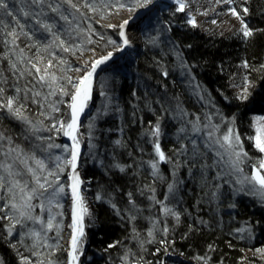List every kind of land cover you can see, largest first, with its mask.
<instances>
[{"label":"trees","instance_id":"16d2710c","mask_svg":"<svg viewBox=\"0 0 264 264\" xmlns=\"http://www.w3.org/2000/svg\"><path fill=\"white\" fill-rule=\"evenodd\" d=\"M59 1L63 8L70 7L66 0ZM73 2L80 7V11L74 9V12L85 27L80 26L81 30L76 33L73 26L68 29L73 15H67L66 22L62 19V26L66 25L63 37L56 39L51 32L49 38L51 56L44 52L46 43L29 34L19 35L13 42L8 33L19 30L18 22L13 15L0 14V88L3 89L0 93V129L11 144L28 155L32 169L39 170L40 174L55 167L50 149L58 144L63 155L59 164L64 169L63 183L68 169L64 161L69 152L57 128L73 90L68 74L75 70L76 58L85 51L107 52L118 45L119 32L106 30L97 21L123 10L105 7V4H115L116 0H92L96 12L84 7V0ZM232 6L241 13L253 31L252 36L244 37L240 28L229 32L203 31L190 24L187 14L177 11L175 5L159 7L155 13L166 26L176 48L191 63L206 99L213 104V114L231 119L248 154L253 155L252 117L264 114V0H234ZM245 7L247 13L243 12ZM150 27L142 31L146 51L153 48L150 34L153 26ZM60 40L64 41L63 45ZM64 48L69 50L64 51ZM57 55L63 62H58ZM39 56H42L40 60L44 56L45 61H52L48 71L37 73L30 66L31 62H40ZM26 59V62L22 61ZM154 65L153 55L148 52L136 63L126 64L127 69L113 80V93L119 101H114L110 114L95 123L98 129L94 133L97 154L95 160L90 154L85 155L82 171L90 180L87 191L95 202L96 221L90 226L86 222L88 227L81 239L85 247L79 248L80 264H164L170 252L180 253L195 264H264V255L257 252V249H264V210L254 201L232 199L230 204H222L213 210L204 204L211 200L208 189L196 192L192 187L181 193V201L175 205L167 196L171 183L165 173L166 167L162 166L159 174L153 173L151 163L156 158V143L161 144L165 152L176 150L172 139L177 129L171 123L173 113L170 111L174 105L178 107L176 100L184 102L186 98L178 80H171L170 73L164 78L159 67L157 70ZM126 71H130L129 74ZM41 75L45 76L44 81L39 79ZM241 77L251 82L247 100L239 99L236 81ZM51 80L55 83L52 84ZM63 86L68 87V91L64 90L68 95L60 91ZM9 97L15 98L14 108L23 105L21 113L27 120L17 118L3 107ZM54 124L56 128L52 127ZM157 125L160 131L164 127L159 137L153 135ZM88 126L89 123L83 125V132L87 135ZM37 160L43 161L45 167L40 168ZM190 164L187 159L186 171L182 168L180 172L182 179L192 169ZM55 169L59 171L57 166ZM203 180V175L197 178L199 183ZM230 194L227 198L231 197ZM165 209L171 210L175 217ZM219 209L222 214L217 215ZM4 217L0 206L2 264H24V257L30 264L65 263L61 231L54 252L48 248L43 253L33 248L28 252L17 237L8 235L9 221ZM228 220L232 222L230 225ZM241 226L255 229L251 234ZM50 237L56 238L55 230L50 231ZM248 249L255 252L249 255Z\"/></svg>","mask_w":264,"mask_h":264},{"label":"rangeland","instance_id":"374dc122","mask_svg":"<svg viewBox=\"0 0 264 264\" xmlns=\"http://www.w3.org/2000/svg\"><path fill=\"white\" fill-rule=\"evenodd\" d=\"M8 2L9 9L11 10L15 20L18 22L17 28L19 30H14L20 36H25L22 34H29L30 36L37 38L41 42L43 41L44 43H46L44 44L46 45L44 47V52L49 56H51L50 54L52 52V48L50 46L51 43L49 41L50 36H52L51 32L55 33L56 37L62 38V33H64V28H66V25L62 26L61 15H73V18H71L72 24L69 22L70 28L68 29H72L74 27V31L76 30L75 32L79 33V31L81 30V28L79 27H85L82 25L83 21L76 16L74 9L71 10L70 7L63 8V4L59 0H44L43 3H33V0H8ZM122 2L131 5L134 3V0H123ZM57 4H59V11L53 12L52 8L56 7ZM170 5H175L178 8L177 4ZM230 8H233L232 4L218 3L217 0H209L204 11H200L196 6H190L185 7L183 13L185 12L187 14L189 20H192L194 18L196 24L195 27H199L203 31L229 32L233 29L241 28L240 20L231 15L229 11ZM139 9H137V11ZM156 9L157 7L153 9L149 14L141 17V21L139 24L140 27L143 26L142 29H147L148 27L153 26V31L150 33L152 34L151 40L153 42V48H148V50L146 51V41L144 40L143 35L144 33L142 32V30H140L142 36L141 46L133 52L132 56L126 57L125 64L122 65V69H117V67L116 69H114V66L113 68H110L108 72H100L96 79L94 78L97 71L95 70V72L93 73L91 93L89 95V98L85 102L86 106L83 108V113L85 115L88 114L84 124L89 123V135L83 132L82 126L80 129L81 132L78 135L79 146L87 147L84 154H90L92 160H95L97 147L96 140H94V133L98 130H96L97 126L95 127V123L100 122L101 118L105 114H110L115 102L119 101V98H116L113 93V91H115L113 80L116 76H119L120 73H123V71L127 69L125 68L126 64L128 65V63L130 62L131 64L136 63V61H138L141 56H144L145 53L148 52L149 54L153 55L154 58L155 65L153 68H157L158 70L159 67V70L163 73L164 78H166L170 73L171 80H173V78L178 80V84L181 90L184 92V96L186 97L184 102H177L176 100L175 103H178V107L174 105L175 108L173 107L170 111L171 113H173L171 116V123L177 129V132L175 133L176 135L173 136L172 139L173 144L176 143V150L165 152L161 144H159L167 159L161 161L155 151L156 158L155 161L151 163L152 165H156L155 169L153 167L151 168L154 171L153 173L155 174H159V172L161 173L162 166L166 167L165 173L169 175L166 176L169 183H171V191L168 187L167 192L170 203L172 202L173 204L177 205L179 201H181V193L184 190L186 191L188 188L193 187L196 192H198L199 190L201 191L203 189H208V195H211V200L210 202L205 201L204 204L206 203V205L211 207V209L213 210L215 209V207H217L218 209V207L222 204H230L232 199L240 198L246 199L249 202L254 201L258 207L264 210V189H261L259 184L250 183L248 179L253 176V171L258 167L261 160H264V153H261L254 146L255 154H248L244 142L240 138L237 130H235L232 125L231 119H229V117H224L225 115L223 116L220 114H213V104L209 103L206 99L205 92L198 82L191 63L189 62V60H186L184 58L181 51H179V49L176 48L175 43L172 42L170 34H168L167 32L166 26L162 22L159 15L155 13ZM2 12L3 11H0V14ZM125 12L127 11L122 10L120 13L122 14ZM26 13L27 15H25ZM120 13H116L115 15L109 18H105L104 20L100 19L97 22L102 28L106 30L110 29L120 32V29L118 27H107L108 24H113L110 20H117L118 18H120ZM213 20L216 21L215 24L212 23ZM37 21H39V23H37ZM80 21L82 22L80 23ZM74 23L76 24V26L74 25ZM45 24L52 26V31L50 33L43 27ZM87 30L88 28L86 29V32ZM36 34H39V36L37 37ZM44 35H47L46 39L42 38ZM121 41L122 37L118 45L114 48L115 52L111 53L112 55L118 54L119 51L117 50V48L120 47ZM59 49L61 50V48ZM102 53L106 52H99L96 49H90L76 58V68L68 74V80L69 78H71V82L69 81V83H71V86L73 85V83L78 82L80 78L90 70V67L85 68V65L90 64L92 60L98 58V56H101ZM25 56L28 58L27 54H25ZM34 57L36 58V56ZM41 57L39 56V60L41 59ZM56 57L58 58V62L62 61V58L60 56L57 55ZM45 59L46 58L43 56V59L40 60L39 63L31 62L30 66L33 67L34 64H37V66L40 67L42 71H45V69L46 71H48V61H45ZM22 61L26 62L27 59ZM105 65L106 64L102 65V67H105ZM26 66H28V63L27 65H25V67ZM77 69H79V71ZM126 72L127 74H129L130 71ZM249 81L250 79L242 77L238 79V82L236 81L237 89L239 90L238 92L240 94L242 89L245 87H247L248 93L250 92L249 89L251 87V82ZM51 82L52 84L55 83V81L53 80H51ZM62 88L65 91H68V87L65 86L64 88L63 86ZM72 89V92H74L75 89L73 88V86ZM95 96H97V100H95ZM64 116L65 114L63 115V118ZM261 117H264V114L255 115L252 117V127L254 133L253 138L257 134V127L259 126V124L264 123L262 121H259L258 118ZM69 119L70 117L69 115H67V118H64L61 121L67 123ZM159 123L160 125H162L161 120ZM163 128H161L158 137L162 136ZM229 129H232L234 135H238L239 137L240 143L238 146H236L235 151L247 154L246 156L241 155L238 164H233L232 162L235 159L234 155H232L228 151H225L224 148H220V143H224L222 139L223 135L226 134ZM58 132L60 137L63 139V142H65L68 136H65L63 134V131ZM209 132L213 133L211 137H209L208 135ZM84 140L86 142H84ZM217 140H219L220 143H217ZM253 142L255 145L254 139ZM55 145L52 147V149H50L51 152H48L52 153V163L56 167L57 164H61L63 155L61 153V149L57 147L58 144ZM217 153L220 154L218 155ZM49 156L50 155H48L47 157ZM57 157H60L59 161L56 159ZM67 159H70V155ZM187 159L191 162L190 166L192 165V169L186 172L184 179H182L180 172H182V168L183 171H186L185 166L187 164ZM31 163L32 162L30 161L28 155H26V153L22 149H19L11 144L10 139H8L7 135L0 129V165H12V175H9L8 171H6L3 167H0V176L4 178L5 185L4 188H0V206L4 210V218H7V220L9 221V225L6 224V231H8L9 236L17 237L19 243L28 252L31 251V248H33L34 251L41 250L42 253L45 248H48L49 250L52 249L53 252L58 248V236L60 234L59 231H61V245L64 247V250L66 252L65 242L67 243V241L65 240V229L67 228V226L69 228L70 225L68 223V176L70 174V166L67 165L68 169L66 173L67 178L65 183H63L62 180L64 171H57L55 167H51V169H48L47 172L44 171L40 174L38 173L39 170L34 169L36 174L41 177V182H44V177H47L48 181L53 184V187H49L47 192H44L43 195L37 194L33 196V199L30 201V203L33 206L31 209V215L34 219L30 220L26 217H22L20 215L19 209L12 208V204H23L24 201L22 197L26 195L29 189L36 186L32 172L29 171V168L32 169ZM48 171L56 173L59 177L58 181L56 180L55 176H47ZM200 175L204 176V180L202 183L197 182V178ZM16 181H19V186H16ZM60 185L64 186L63 193H58L55 191V189ZM8 187L12 188L11 192L7 190ZM20 187H25L24 193L20 192ZM87 190L88 185L86 189V192L88 194ZM229 192H231L232 195L230 194L231 197L227 198V194ZM91 200L95 205L94 200ZM83 204L87 208V213L84 215L83 219L94 222L96 220L94 212L88 210V205L90 204H88L87 200L85 199H83ZM217 211V215L218 213H221L220 209ZM171 216L173 218L175 217L172 212ZM8 217H11V219H9ZM50 217L53 218V227L51 229L47 227V221ZM41 220L44 221L43 224L40 222ZM231 223L232 222L228 220L227 224L230 225ZM241 227L242 230L246 232L248 231V233L251 234L255 229L252 227ZM52 229L53 231L55 230V239H53V237H50V231ZM35 233H40V236L36 237L34 235ZM82 238L83 237H81L79 240V248H81V250L85 247L84 242L81 241ZM254 252L255 251L248 249L247 254L251 255ZM176 255L183 256L180 253L170 252L164 264H171V261ZM79 260L80 259H78V264H80ZM0 264H2L1 260ZM52 264L55 263L52 262Z\"/></svg>","mask_w":264,"mask_h":264},{"label":"snow or ice","instance_id":"6c2138e0","mask_svg":"<svg viewBox=\"0 0 264 264\" xmlns=\"http://www.w3.org/2000/svg\"><path fill=\"white\" fill-rule=\"evenodd\" d=\"M43 2H44V0H33V3H43ZM217 2L218 3H225V4H232L234 2V0H217ZM66 3L72 9H75L77 12L80 11V7L78 6L77 3L73 2V0H66ZM152 3H153V0H134V3L129 5V4L121 2V0H116L115 4H111V5L105 4V7H111V8L117 9V10L123 9L129 13H132V12L137 11V9H139V8H147ZM175 3L178 5L177 11L183 12L185 10V3L183 2V0H175ZM83 6L90 9L92 12L97 11L96 7L94 6V2H92V0H84ZM0 11H3L4 15H6V16L12 15L11 10L9 9V3L6 2V0H0ZM52 11L58 12L59 11V4H57L56 7H53ZM229 11H230L232 16H235L237 19L240 20V24H241L240 32L242 33V35L244 37L252 36L253 31L251 29H249L247 23H245L243 17L241 16V13L238 12L235 7L230 8ZM243 12L247 13L248 8H246V7L243 8ZM25 15H27V13ZM0 19H2V17H0ZM61 19L67 20L68 17L61 15ZM37 23H39V21H37ZM189 23H191L194 27L196 26L194 18L192 20H190ZM212 23L215 24L216 21L213 20ZM128 24H129V19H123V21L118 25H116V24H108L107 25V27H109V28H117L118 27L120 29L119 36L122 37V41H121V46L117 48L118 51H122L124 47L130 46V39L126 33V28H127ZM43 27L49 32L52 31L51 25L45 24ZM8 35L12 37L13 42H15V40L18 39V37H19V34L15 30L9 32ZM53 36H55V33H53ZM56 39H59V38L56 37ZM59 43H60V45H63L64 41L60 40ZM112 43H115V41H113ZM68 50H69L68 48H64V51H68ZM111 55L112 54L109 53L108 55H105L99 59H94L90 62V64L85 65V68L90 67V70L87 71L86 74L83 75L78 82L73 83V85H72L73 88L75 89V91L71 93V102L69 104V108L71 110L70 111V119L67 123H65L64 121H58L59 127L57 128V131H63V134L65 136L70 137V139L72 140V145H71L70 149H69V146L65 145V149L69 151L70 159H67L64 161V164L70 166L68 186L71 190V197L74 200L75 205H76V207L73 211L72 224L70 225V227L73 228V234L70 237V245H71V250L69 252V255L71 257L70 264H78L77 253L80 250L78 237H83V235H84L83 218H84V215L87 213V208L83 204V197L80 195V192H79V186L81 184V181L79 179V174L76 172L77 161H78V156H79V139H78V135H77V133H78V121H79V116H80L81 112L83 111V108L86 106L85 102L87 101V99L89 98V95H90V88H91L93 73L95 72L97 66H99L100 64H103L107 60H109L111 58ZM61 62H63V61H61ZM38 63H39V61H38ZM47 66L48 67L52 66L51 60H48ZM245 67H247L246 62H245ZM33 68H35V71L37 73L42 71V69L40 67H38L37 64H34ZM77 70L79 71V69H77ZM45 71H46V69H45ZM39 79L41 81H44L45 76L41 75L39 77ZM54 79H55V77H53V80ZM69 81L71 82V78H69ZM60 91L63 94L68 95L67 92H64L63 88H61ZM2 92H3V89L0 88V93H2ZM239 99H241V100H247L248 99L247 87L242 89ZM14 103H15V98L9 97L4 102L3 107H6L17 118L27 120V118L22 116V113H21V109L23 108V105H20L19 107L14 108L13 107ZM258 119H259V121L264 122V117H261ZM27 122L31 124V121H27ZM52 127L56 128L57 125L54 124ZM33 128H35V125H33ZM159 134H160V129H159V126L157 125L154 132H153V135L158 136ZM208 135H209V137H211L213 135V133L209 132ZM222 139H223L224 143H220L219 140H217V143H220V148H224L225 151H228L232 155H234L235 159L232 162H233V164H238L241 155H245V156L247 155L246 153L235 151L236 146H238L240 143L238 135H234L233 130L229 129L227 131V133L223 135ZM253 139L255 141L254 146L261 153H264V123L259 124V126L257 127V134ZM57 147H59V145H57ZM155 151L158 154L159 159L161 161H164L167 159L164 152L160 148L159 143H156ZM217 154L219 155L220 153H217ZM56 159L59 161L60 157H57ZM36 164L40 168L45 167L43 161H41V160H37ZM0 167H3L6 171L9 172V175H12V172H11L12 165L11 164H3V165H0ZM152 167L155 169L156 165L153 164ZM57 168L60 171L64 170L59 164H57ZM29 171L32 172V175L35 179L36 186L29 189L27 191L26 195H24L22 197V199L24 201L23 204L17 205L15 203H13L12 208L19 209L20 215L22 217H26L27 219L31 220V219H34L33 216L31 215V209L33 206L30 203V201L33 199V196L37 195V194L43 195L44 192H47L49 187H53V184L48 181L47 177H44V182H41V177L38 176L33 169L29 168ZM47 176H55L57 181L59 179L58 175L52 171H48ZM248 179H249L250 183L259 184L261 189H264V160H261V162L259 163L258 167L255 170L254 175ZM15 184H16V186H19V181H16ZM4 187H5L4 178L2 176H0V188H4ZM25 187H20L21 193L25 192ZM7 190L9 192H11L12 188L8 187ZM169 190L171 191V185L169 186ZM55 191L58 193H63L64 192V186L60 185L58 188L55 189ZM41 206H43V205H41ZM165 211L168 212L170 210L165 209ZM8 218L11 219V217H8ZM36 219H38V218H36ZM52 220H53V218L50 217L47 221V227L49 229H51L53 227ZM17 222H19V221H17ZM40 222L42 224L44 223V221H42V220ZM34 235L36 237H39L40 233H35ZM150 235H151V233H150ZM112 246L114 247V245H112ZM257 252H260L262 255H264V249H257ZM23 261H24V264H30V261L28 260L27 257H24ZM49 264H52V262H49Z\"/></svg>","mask_w":264,"mask_h":264},{"label":"bare ground","instance_id":"6f19581e","mask_svg":"<svg viewBox=\"0 0 264 264\" xmlns=\"http://www.w3.org/2000/svg\"><path fill=\"white\" fill-rule=\"evenodd\" d=\"M172 1V3H174V4H176L175 3V0H171ZM183 2L185 3V7H190V6H196V7H198L199 8V10L200 11H204L205 10V8H206V4L209 2V0H183ZM168 4H171V3H168V2H161L160 3V5H159V7H164V5H168ZM122 11V10H121ZM120 11V12H121ZM139 11H140V9L138 10V11H135V12H132V13H129V12H125V13H120V18H118L117 20H115V19H112V20H110L111 21V23H113V24H116V25H118V24H120L122 21H123V19H129V23L131 24L132 23V21L134 20V18L138 15V13H139ZM143 16H145L144 14H143ZM142 16V17H143ZM140 17V16H139ZM101 20H104L105 18H100ZM99 19V20H100ZM139 21H141L140 19H138ZM143 28V26H141L140 27V25H139V23L138 22H136V24L134 25V27H132V29L130 30V31H128V33H127V35H128V37H129V39H130V46L129 47H124V48H127V51H128V53L126 54L127 56H132L133 55V52L134 51H136V49L137 48H139L140 46H141V43H142V36H141V31L140 30H144V29H142ZM120 46H121V44H120ZM124 48H123V50L122 51H117L118 52V54L119 53H121V52H123V51H125L124 50ZM111 51H114L115 52V50L113 49V50H111ZM106 53H109V51L108 52H106ZM106 53H102L101 55H103V54H106ZM135 54V53H134ZM100 58V56H98V58H96V59H99ZM102 68V65L101 66H98L97 68H96V71L97 72H99V70ZM113 68V67H112ZM121 67H119V68H117V69H120ZM114 69H116V68H114ZM109 71V69L108 70H104V71H102V72H108ZM97 72H96V74H97ZM70 100L65 104V116H64V118H67V115H69V117H70V108H69V105H68V103L70 104ZM63 118V119H64ZM63 119H61V120H63ZM85 122V121H84ZM84 122L82 123V121H81V126H83V124H84ZM80 132L81 131H78V134L77 135H79L80 134ZM79 137V136H78ZM94 140H96V138H94ZM66 141V140H65ZM84 142H86L85 140H84ZM67 146H69L70 148H71V146L70 145H68L66 142H64ZM79 148L81 149H85V148H87V147H85V146H79ZM84 153H85V151H84ZM84 156H85V154H83V159H84ZM83 159H82V165H83ZM82 173V176H83V178L86 180V181H88L89 183H88V186H89V184H90V180H87L85 177H84V175H83V171H81ZM69 177V176H68ZM85 199V198H84ZM88 210H90V211H93L94 212V215H95V218H96V206L93 204V202H91L90 203V205H88ZM96 221V220H95ZM94 221V222H95ZM87 220H85V219H83V232H84V235H85V232H86V230H87V227L88 226H90V224H92L91 223V221L90 220H88V223H89V225L87 226ZM69 231H70V233H69ZM73 233H72V227H70V225H69V228H68V226H67V228L65 229V240L67 241V243L65 242V244H66V252H65V254H66V261H65V263H63V264H69V258H71L70 257V255H69V252H70V250H71V245H70V237H71V235H72ZM69 235V236H68ZM84 237V236H83ZM77 255H78V259H80V254H79V252L77 253ZM177 256V255H176ZM184 258H186V257H184ZM189 260V259H188ZM173 262H176V263H181L180 261H174V260H172ZM171 261V262H172ZM187 264V263H186Z\"/></svg>","mask_w":264,"mask_h":264},{"label":"water","instance_id":"95a60500","mask_svg":"<svg viewBox=\"0 0 264 264\" xmlns=\"http://www.w3.org/2000/svg\"><path fill=\"white\" fill-rule=\"evenodd\" d=\"M161 2H168V3H171V4H174L172 3L171 0H154L152 4H150L147 8H143V9H140L138 15L134 18V20L132 21V23L128 24L127 25V28H126V33H128V31H130L132 29V27H134V25L136 24V22L139 23V20L138 19H141V17L144 15H147L149 14L153 9H155L156 7H158L160 5ZM140 16V17H139ZM125 51L119 53V54H113L111 55V58L109 60H107L105 63L103 64H100L99 66L101 65H105V67H102L99 72H97L96 76L94 79L97 78V76L99 75L100 72L104 71V70H108L114 66H118L120 65L121 63L125 62L126 60V57H127V48H124ZM114 51H109V53H112ZM109 53H106V54H103L100 56L103 57L105 55H108ZM98 67V66H97ZM90 93H91V88H90ZM89 113V112H88ZM88 114H84L83 111L81 112L80 116H79V121H78V131H80L81 129V121L82 123L85 121L86 117H87ZM78 134V133H77ZM68 145H72V140L70 139V137H68L65 141ZM86 149V148H85ZM85 149L83 148H79V156H78V161H77V168H76V172L79 174V179L81 181V184L79 186V192H80V195L83 197V199L85 198V200H87L88 204H90L92 202L91 200V197L87 194L86 192V189H87V185H88V181H86L83 176H82V159H83V154H84V151ZM255 170L256 168L254 169L253 171V175L255 173ZM68 190H69V212H68V217H69V220H68V223L71 225L72 224V216H73V211L76 207L75 205V202L74 200L72 199L71 197V190L70 188L68 187ZM72 233H73V228H72ZM81 237H78V240H80ZM174 261H180V262H184V263H187V264H195L193 261L191 260H188L186 258H184L183 256L181 255H177L174 257L173 259ZM70 261H71V258H69V264H70Z\"/></svg>","mask_w":264,"mask_h":264}]
</instances>
